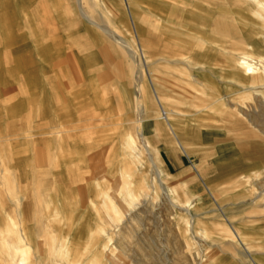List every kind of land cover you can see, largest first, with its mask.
Instances as JSON below:
<instances>
[{"label":"rangeland","instance_id":"374dc122","mask_svg":"<svg viewBox=\"0 0 264 264\" xmlns=\"http://www.w3.org/2000/svg\"><path fill=\"white\" fill-rule=\"evenodd\" d=\"M158 1L0 0V264H264V72L235 74L230 58L259 66L264 10L166 0L187 5L156 29ZM216 23L226 34L213 35ZM198 46L202 56L184 61ZM153 111L168 113L181 141L163 121L145 133L166 183L201 216L193 222L124 156L128 128L151 124ZM223 136L243 148L228 161ZM13 176L20 190L7 193Z\"/></svg>","mask_w":264,"mask_h":264},{"label":"crops","instance_id":"0c3cea01","mask_svg":"<svg viewBox=\"0 0 264 264\" xmlns=\"http://www.w3.org/2000/svg\"><path fill=\"white\" fill-rule=\"evenodd\" d=\"M251 1H254V2H257L259 4V6L264 10V1L263 0H251ZM159 6H158V13L155 17L156 21V26L155 28L156 29H160L159 25H160V22H165V16H167V14L169 13V11L171 10L169 7H181V6H186L187 3L183 2V3H180V4H177V5H171L169 4L166 0H159ZM80 3V2H79ZM80 11H81V8H80ZM82 17L83 19H85L90 25L92 26H97L86 14H82ZM98 27V26H97ZM214 29L212 30V33L214 36H217V35H222V34H226V30L229 28V26H227L226 24H223V23H216L213 25ZM229 30V29H228ZM115 42H117L118 44L122 45V41L119 40V39H115L113 38ZM204 46H198V47H195L197 49H193L192 52L193 54H191V56H189L188 58H185L184 61L186 62H193L194 61V58L195 57H200L202 56L201 54H203V48ZM107 53L113 55V54H117L119 55L120 54V48L118 47H112V46H109V48L106 50ZM130 54V53H129ZM131 55V54H130ZM133 58V57H131ZM232 59V62H233V66H234V73L235 74H241L244 76V77H250V76H253V75H248L247 73H245L244 71H242L240 69V67L238 66V62L240 61V59L242 58H245L247 59L248 61L254 63L252 61V59L248 56V55H240V56H231L230 57ZM237 62V63H236ZM259 63V66L260 64L264 66V58L263 59H259L257 61ZM257 64V63H255ZM261 68V66H260ZM262 76L264 77V74H262ZM60 95V93L58 92V90H55V95ZM160 115V117H159ZM152 116H154V119H152V122L151 124L147 125L145 124V120L142 119L140 120V126H136V125H133V126H130L128 128V132H127V136L124 138V141H123V144H124V156L125 158H129L130 162L132 164H135L136 166V171H138V169L142 166H148V169L146 170V173H142V183H143V186L146 187V189L148 188H151L152 190L154 189L153 187L154 186H158L156 184V181H160L163 185V188L165 189V195H163V197L166 199V201L172 206V207H176V206H180L182 208V210L184 211V213L190 217V213H189V205H190V202L185 200L184 202H180L177 197H176V193L174 192V190L172 189V187H170L166 181H165V174L163 173L162 169L159 167V164L157 163L159 161L160 163V152H155L152 150V148L150 147L149 145V141L145 135V133H147V129L148 128H153L152 129V133L153 131H160L162 129V131H165V129H163L162 127V124H161V121L164 122V124L166 125L167 129L173 133L174 137H175V140L177 141V143L179 144V146L181 145V141L179 142L178 141V137H177V134L175 133V130H174V125H172V122H171V119H170V116L168 115L167 112H157V111H153V114ZM161 118V119H160ZM142 131V132H141ZM140 133V134H139ZM142 135V136H141ZM163 138V137H162ZM226 136H223L221 137L222 141H221V145L223 144V146L227 145L229 148L226 149V148H223L220 149L221 150V157H222V160L223 161H228L229 159H232L233 157L236 156V153L238 152V150H243V148H237L233 142L231 141H227L225 140ZM133 139V140H132ZM143 140V141H142ZM171 140V139H170ZM175 140H171L172 143H175ZM143 143V144H142ZM77 144V143H76ZM67 146V144H65ZM73 150H74V153L76 152V147H75V143L73 144ZM174 147H175V144H174ZM182 147V146H181ZM152 151V152H151ZM168 151H169V155L172 156V158L174 160H177L178 159V155H177V152H175L174 149L172 148H168ZM150 152V153H149ZM184 152V151H183ZM149 153V154H148ZM86 157L89 161H91L92 159H94L95 157V152L94 153H86L85 154ZM212 156H216V158H219L220 155L217 154V152H213L212 154H210ZM150 156V157H149ZM218 156V157H217ZM47 157L50 158V155L47 153ZM82 157L84 158V156L82 155ZM127 160V159H126ZM161 164V163H160ZM65 165V164H64ZM126 166V165H125ZM155 166V167H154ZM157 166V168H156ZM154 167V168H153ZM146 169V168H145ZM76 170L74 169V167H66V175H68L70 172L72 174H75ZM156 172V173H155ZM80 173V172H79ZM157 173H160V174H157ZM64 174H65V168H64V172L62 174V183H63V177H64ZM122 174V172L120 173ZM167 176H169L170 174L169 173H166ZM77 177H79L78 173H76ZM123 176L125 175L124 173L122 174ZM137 175H139V172H137ZM200 176V174H199ZM45 177H46V174H45ZM48 178V177H47ZM129 179L131 180V177H129ZM163 180V181H162ZM18 178H16L15 176L11 177V179L9 180V182L7 181V189L5 190L7 193H18V191L20 189H18ZM90 186L89 184L84 186V187H79L78 189H82L79 191V193L81 195H85V188ZM10 187H13L14 189L11 190ZM186 187V186H185ZM185 187H182L180 188L179 190L174 188L175 191H177L179 194V198L184 200V198H186V193H185V190L182 191L183 188ZM60 188V187H59ZM61 188H63L62 184H61ZM126 190L128 192V199H129V205H133V203L135 202L136 200V196H134L129 187L126 186ZM146 191V190H145ZM145 191H142L141 192V195L140 196H143L146 197L147 194H145ZM83 193V194H82ZM167 193V194H166ZM15 195V194H14ZM83 195V196H84ZM168 195V197H167ZM18 198V200L16 201V199ZM21 198L18 197V195H15L14 197V203L19 205L21 200H19ZM29 199V198H28ZM135 199V200H134ZM178 200V201H177ZM137 201V200H136ZM87 203L88 205H94V200L90 199L87 197ZM22 205L24 207L26 206H36V210L37 211V208H38V202L37 201H29L28 202H24V199H23V202H22ZM124 205V204H123ZM121 206L122 207V210L123 212H126V205L124 206ZM23 212V211H22ZM56 212H58L56 210ZM189 214H188V213ZM196 212V211H195ZM13 213L15 214H18V216L20 215V210H16L15 212L13 211ZM24 213V212H23ZM198 212H196V214H194L193 216L194 217H197V219H199L201 216H199V214H197ZM15 214V215H16ZM214 214V213H213ZM195 219V218H194ZM38 230H42L43 228L41 226H38L37 227ZM235 251L238 256V258L242 261H246V258L245 256L238 250L236 249ZM20 264H24V260L23 259H19V262Z\"/></svg>","mask_w":264,"mask_h":264},{"label":"bare ground","instance_id":"6f19581e","mask_svg":"<svg viewBox=\"0 0 264 264\" xmlns=\"http://www.w3.org/2000/svg\"><path fill=\"white\" fill-rule=\"evenodd\" d=\"M237 63V62H236ZM238 66L240 67V69L242 70V71H244L245 73H247L248 75H255V74H257L259 71H260V69L264 72V66L263 65H261L260 64V66H261V68H260V66H258V64H255V63H252V62H250V61H248L247 59H245V58H242V59H240V61L238 62ZM260 68V69H259ZM263 74V73H262ZM161 119V118H160ZM142 132V131H141ZM140 134V133H139ZM142 136V135H141ZM133 140V139H132ZM143 141V140H142ZM143 144V143H142ZM152 152V151H151ZM150 153V152H149ZM148 153V154H149ZM150 157V156H149ZM158 163V162H157ZM155 167V166H154ZM153 167V168H154ZM156 168H157V166H156ZM156 173V172H155ZM157 174H160V173H157ZM163 181V180H162ZM157 182V184L160 186V188L162 189V193L165 195V189L163 188V185H162V183L160 182V181H156ZM167 194V193H166ZM167 197H168V195H167ZM178 201V200H177ZM188 213V212H187ZM189 214V213H188ZM190 219H191V221L193 222L194 221V217H192L191 215H190Z\"/></svg>","mask_w":264,"mask_h":264}]
</instances>
